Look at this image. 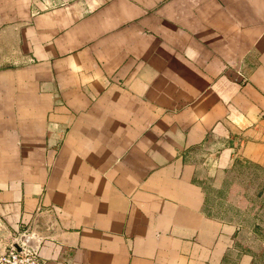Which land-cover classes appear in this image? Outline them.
I'll use <instances>...</instances> for the list:
<instances>
[{"label": "crops", "instance_id": "0c3cea01", "mask_svg": "<svg viewBox=\"0 0 264 264\" xmlns=\"http://www.w3.org/2000/svg\"><path fill=\"white\" fill-rule=\"evenodd\" d=\"M243 162L264 170V0H0V252L232 264L201 177Z\"/></svg>", "mask_w": 264, "mask_h": 264}, {"label": "rangeland", "instance_id": "374dc122", "mask_svg": "<svg viewBox=\"0 0 264 264\" xmlns=\"http://www.w3.org/2000/svg\"><path fill=\"white\" fill-rule=\"evenodd\" d=\"M201 181L207 209L237 228L227 261L244 256L247 264H264V170L240 163L223 171L207 169Z\"/></svg>", "mask_w": 264, "mask_h": 264}, {"label": "built area", "instance_id": "2783aa9c", "mask_svg": "<svg viewBox=\"0 0 264 264\" xmlns=\"http://www.w3.org/2000/svg\"><path fill=\"white\" fill-rule=\"evenodd\" d=\"M0 264H42V262L36 250L16 242L9 244L4 251L0 252Z\"/></svg>", "mask_w": 264, "mask_h": 264}, {"label": "water", "instance_id": "95a60500", "mask_svg": "<svg viewBox=\"0 0 264 264\" xmlns=\"http://www.w3.org/2000/svg\"><path fill=\"white\" fill-rule=\"evenodd\" d=\"M30 239L31 238L28 235L22 234L19 236L18 242L23 244V245H27V246L31 247L33 250H36V243L32 242Z\"/></svg>", "mask_w": 264, "mask_h": 264}, {"label": "trees", "instance_id": "16d2710c", "mask_svg": "<svg viewBox=\"0 0 264 264\" xmlns=\"http://www.w3.org/2000/svg\"><path fill=\"white\" fill-rule=\"evenodd\" d=\"M243 163H246V162H243ZM236 165V164H235Z\"/></svg>", "mask_w": 264, "mask_h": 264}]
</instances>
